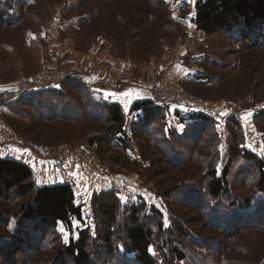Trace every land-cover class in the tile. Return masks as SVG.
<instances>
[{
    "label": "rangeland",
    "instance_id": "1",
    "mask_svg": "<svg viewBox=\"0 0 264 264\" xmlns=\"http://www.w3.org/2000/svg\"><path fill=\"white\" fill-rule=\"evenodd\" d=\"M197 1L0 0V81L44 66L77 73L53 85L59 95L9 107L16 114L0 115V128L35 146H83L93 155L90 164L57 165L34 146L50 159L49 174L69 181L82 218H72L71 230L26 220L33 191L0 195V264H75L64 248L82 235L86 264H140L124 244L133 204L153 232L155 264H264V193L256 161L243 158L246 151L264 162V41L257 24L196 30ZM87 74V85L78 82ZM98 79L115 82L112 92L146 90L160 111L145 118L135 103L127 113L120 106L121 131L113 125L111 133L112 103L92 84ZM154 85L186 98L158 100ZM233 146L239 154L230 159ZM229 160L227 195L214 198L207 171L220 176ZM33 178L47 185L43 174Z\"/></svg>",
    "mask_w": 264,
    "mask_h": 264
},
{
    "label": "trees",
    "instance_id": "2",
    "mask_svg": "<svg viewBox=\"0 0 264 264\" xmlns=\"http://www.w3.org/2000/svg\"><path fill=\"white\" fill-rule=\"evenodd\" d=\"M195 9L196 14L193 22L196 30L202 31L206 35L223 30L231 31L237 26L250 29L257 24L258 29L261 30V38L264 41V0H198ZM78 82L82 81L78 79ZM82 83L86 85L84 82ZM48 91L56 95L62 92L60 89ZM153 104L151 100L137 101L133 105L132 110L142 109L143 113L147 112L144 114L145 118L147 116L152 117L160 111V108ZM105 110L108 112L106 121L111 124L109 131L113 133V125L117 126L116 131H121L124 113L120 106L113 103L108 104ZM261 115H264V110L261 112ZM200 116L198 114L190 117L195 119ZM93 139L96 138L93 137L91 141ZM32 149L37 152L35 147ZM237 153L239 154V150L233 146L230 150V159L235 158ZM243 158L256 161L259 170L256 189L260 193H264V162L258 160L254 154L246 151L243 154ZM230 164L231 160L225 164L220 176L216 175L213 167L207 171L211 177L208 183V193L214 198L225 197L227 195L226 175ZM32 191L33 196L24 208V218L26 220L37 219L51 227H55L58 222H62L68 230H71L72 218L78 220L82 218L81 206L75 205L74 193L69 184L37 186L31 167L13 159L3 158L0 155V195L12 192L18 196H26ZM144 206L145 204L142 203L141 210ZM99 207L109 209V207L101 204H99ZM138 209H140L139 205H132L129 223L126 222L127 225L125 223V248L128 253L135 254V260L138 263L155 264V259L150 255L148 250L151 245L153 232L145 223L140 222ZM82 233L83 231H80V234ZM84 238V235L77 241L71 238L69 245L64 248L65 254L71 256L75 264L90 262V253L87 250ZM107 239L105 237L106 241H108ZM172 254L176 255L177 259L183 258V255L176 248L172 251Z\"/></svg>",
    "mask_w": 264,
    "mask_h": 264
},
{
    "label": "crops",
    "instance_id": "3",
    "mask_svg": "<svg viewBox=\"0 0 264 264\" xmlns=\"http://www.w3.org/2000/svg\"><path fill=\"white\" fill-rule=\"evenodd\" d=\"M25 38H26L25 40H27L29 44L30 42L29 38H27V36ZM40 59L42 60V52H40L39 54V60ZM13 65L14 64H9L7 67L12 68ZM22 68L23 65L20 64L19 69L21 70ZM16 70L17 68L15 67V69L11 71L16 72ZM88 80H92V79L89 78V75L87 74V77L84 76V80L82 82H84L87 85ZM48 90H59V88H55L52 85L49 88H46L45 90L34 91L33 93L32 92L28 93L24 97H18L17 80H15V78H9L6 81H0V115H6V114L15 115L16 111L13 112L12 110L14 109L9 107H13L14 104L20 103L25 100H28L29 102L30 101L32 102L33 100L39 101V99H42L43 97H45V95L49 93ZM99 91L101 95H103V99L106 102H110L121 106L122 109L126 111V113L129 110V108L133 105V103L137 101H143V100L152 101L150 94L146 90L133 91L128 89V90L112 92L111 90L100 88ZM195 111L197 112V110ZM1 125H3V123L1 122L0 119V126ZM34 146L35 145L33 144L32 141H28L23 138L16 137L13 138L12 141H4V139L0 136L1 157L13 159L29 165L33 169V171L36 172V174H43V177L46 179V182H44L43 184L50 185L54 183H68L69 181L62 178L61 181H57L55 176L49 174L50 172H48V170L51 165L50 159L47 160L46 158H43L41 156L39 157L35 156L32 149Z\"/></svg>",
    "mask_w": 264,
    "mask_h": 264
},
{
    "label": "built area",
    "instance_id": "4",
    "mask_svg": "<svg viewBox=\"0 0 264 264\" xmlns=\"http://www.w3.org/2000/svg\"><path fill=\"white\" fill-rule=\"evenodd\" d=\"M77 76L76 72L68 70L67 67H56V66H44L39 71L27 75L21 76L17 81V93H30L37 90H42L49 88L52 85L61 83L66 80L74 79ZM98 88L102 89H112L116 88L117 84L104 79H98L96 82L92 83ZM167 89H172L166 85H154L152 87V95L158 100H178L181 98H186L181 93H174V91H168ZM190 99V98H188ZM0 136L4 141H12L13 138L10 136L9 131L5 128H0ZM38 151L44 155H50L54 158L57 165H63L67 161L78 160L83 164H90L93 161V155L91 151L83 146H65L58 145L56 147L51 146H36Z\"/></svg>",
    "mask_w": 264,
    "mask_h": 264
},
{
    "label": "snow or ice",
    "instance_id": "5",
    "mask_svg": "<svg viewBox=\"0 0 264 264\" xmlns=\"http://www.w3.org/2000/svg\"><path fill=\"white\" fill-rule=\"evenodd\" d=\"M61 231H64V229H61ZM67 242H68V237L65 236V243H67Z\"/></svg>",
    "mask_w": 264,
    "mask_h": 264
}]
</instances>
